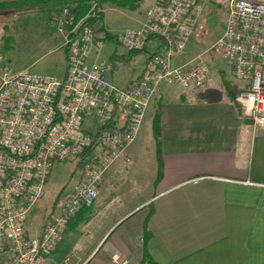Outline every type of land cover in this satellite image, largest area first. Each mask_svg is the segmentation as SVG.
Returning a JSON list of instances; mask_svg holds the SVG:
<instances>
[{
	"label": "built area",
	"instance_id": "2783aa9c",
	"mask_svg": "<svg viewBox=\"0 0 264 264\" xmlns=\"http://www.w3.org/2000/svg\"><path fill=\"white\" fill-rule=\"evenodd\" d=\"M226 1L225 29L210 50L229 59L233 78L244 83L236 102L254 128L264 132V0ZM89 3L85 18H95L96 0ZM201 11L199 0H156L139 31L118 36L128 52L141 50L150 37L163 45L131 89L108 79V63H86L89 46L99 44L97 24L79 34L81 22L67 30V8L55 20L63 45H68L63 79L10 73L0 55V264H43L79 211L93 205L107 170L135 142L161 84L185 90L206 85L210 70L200 57L183 66L170 65L185 49ZM77 34L70 42L69 36ZM95 140L98 147L82 163L80 183L41 233L28 236L27 213L44 197L52 165L78 161ZM56 264H71V257Z\"/></svg>",
	"mask_w": 264,
	"mask_h": 264
},
{
	"label": "crops",
	"instance_id": "0c3cea01",
	"mask_svg": "<svg viewBox=\"0 0 264 264\" xmlns=\"http://www.w3.org/2000/svg\"><path fill=\"white\" fill-rule=\"evenodd\" d=\"M22 1L0 0L10 3L0 8L1 14L8 15L6 22H20L25 12L42 8ZM152 4L153 0H141L128 10L106 3L101 27L115 35L104 18L106 8L138 21ZM156 39L147 56L128 51L124 55L116 47L105 55L111 67L108 79L119 88L131 89L150 67V57L160 44ZM95 41L99 44L89 46L87 64L101 61L104 40L97 28ZM61 48L64 70L59 80L67 68L63 42ZM197 57L181 62L172 58L170 65L183 66ZM219 69L227 74L237 96L244 83L233 78L228 58ZM122 70L126 83L119 85L115 74ZM214 72L198 91L182 88L183 93L175 94L165 84L158 87L137 139L107 170L93 205L75 216L52 252L58 257L85 231L93 233V240L83 252L64 254L56 263L71 257V264H148L142 262L145 229L147 252L155 264H264V132L256 130L249 118L237 115L225 84L224 94L217 87ZM157 111L160 161L152 135ZM144 126L149 131L146 142L153 148L150 152L137 143ZM105 194L117 198L118 205L103 218L91 217V209L102 203Z\"/></svg>",
	"mask_w": 264,
	"mask_h": 264
},
{
	"label": "rangeland",
	"instance_id": "374dc122",
	"mask_svg": "<svg viewBox=\"0 0 264 264\" xmlns=\"http://www.w3.org/2000/svg\"><path fill=\"white\" fill-rule=\"evenodd\" d=\"M154 1L156 0H153V3ZM199 2L202 11L193 34L183 52L172 60L173 62H181V60L191 59L199 55L200 60L210 69L211 78L213 76L212 70L215 71L214 77L217 82V87L221 89V94H224V82L229 83V81L226 79L227 74L222 69H219V64L226 62L227 58L221 53L210 50V48L215 44L225 29L227 1L199 0ZM147 14H142L139 16L138 21H133L127 13L119 14L106 8L104 18L108 26L113 29V33L120 36L129 30L139 31L147 19ZM6 17L8 15L6 16L0 13V55L9 72L14 74L26 72L34 76L59 80L64 70L63 53L62 50H59V47L62 49L61 44L63 38L55 29V20H48L41 7L38 9L33 8L30 12H25L21 19V21L23 20L22 22H19L17 19H15L14 23L6 22ZM156 43L157 39L152 37L146 44L147 50L145 52H139L138 54L147 56L154 50ZM115 47L118 53L128 55V52L122 46H118L112 40H104V45L101 49L102 57L99 62L108 59L105 58V55H110L112 53L111 51L115 50ZM107 61L104 60V62ZM115 79L119 82V85L126 83L125 72L123 70L117 72ZM166 86H169V90L175 94L184 92L179 85L173 84ZM148 135L149 131L144 126L142 139L137 143L145 147L144 150L150 152L153 148L151 147V143L146 142ZM78 161L52 165L45 186L44 197L32 204L27 213L25 229L28 236L35 237L41 233L49 217L58 213L61 203L80 183L83 174V165H78ZM117 205V198L105 194L102 203L99 201V204L91 209L90 215L93 218H103L108 209ZM85 232L87 233V231ZM85 232L78 241L70 243L71 247L67 248L68 250L61 251L58 257L52 252L44 260L43 264L56 263L62 255H69L73 251L83 252L93 240V233L86 234Z\"/></svg>",
	"mask_w": 264,
	"mask_h": 264
},
{
	"label": "trees",
	"instance_id": "16d2710c",
	"mask_svg": "<svg viewBox=\"0 0 264 264\" xmlns=\"http://www.w3.org/2000/svg\"><path fill=\"white\" fill-rule=\"evenodd\" d=\"M141 0H96V11H95V18H85L87 13L89 12L91 5L89 3V0H24L22 2H29L33 3L35 2L37 4L42 5L43 11L46 14V17L48 20L53 21L56 20L62 13L64 9H69L71 11L70 17H69V24L67 26V30H72L79 22V28L77 30L78 34L83 30V28L87 25H95L97 24V32L102 33V40H112L114 42L118 41V37L115 35H111L107 33L102 27H101V20H102V10L103 5L106 3H110L115 7L124 8L131 10L136 7L137 2ZM16 4V2H14ZM10 5V3H0V8H4L6 6ZM85 18V19H84ZM77 35H70L69 41L72 42L77 38ZM150 37L145 43L141 50L129 52L130 54L134 55L136 53L142 52L148 43V41L151 39ZM66 56L68 55V45L64 46ZM163 49V45L159 44L158 51ZM225 84V90L227 93V96L229 100L234 104L235 110L237 115L242 116V110L240 106L236 102V92H234L230 85L227 82H224ZM159 118L160 113L157 111L153 117L152 120V135L155 142V149H156V155L158 160L160 161V127H159ZM98 147V144L95 141L91 143V145L83 151V154L80 156L79 161L77 162L78 165L82 164L87 158L90 157V155L96 150ZM84 209H81L82 211ZM79 211V212H80ZM72 226V223L70 222L67 227ZM148 235L143 230V247H142V262L148 263V264H155V262L150 258L147 252V241Z\"/></svg>",
	"mask_w": 264,
	"mask_h": 264
}]
</instances>
